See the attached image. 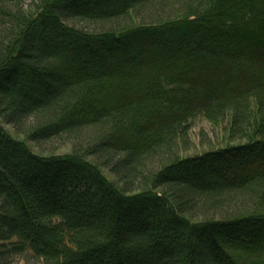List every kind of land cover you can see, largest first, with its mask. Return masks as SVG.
I'll return each mask as SVG.
<instances>
[{"label":"trees","instance_id":"obj_1","mask_svg":"<svg viewBox=\"0 0 264 264\" xmlns=\"http://www.w3.org/2000/svg\"><path fill=\"white\" fill-rule=\"evenodd\" d=\"M0 123V264H264V0H0Z\"/></svg>","mask_w":264,"mask_h":264},{"label":"rangeland","instance_id":"obj_2","mask_svg":"<svg viewBox=\"0 0 264 264\" xmlns=\"http://www.w3.org/2000/svg\"><path fill=\"white\" fill-rule=\"evenodd\" d=\"M226 127H227V123L215 125L210 123L203 117H198L192 120L191 132H190L192 147L190 151L183 152V156L195 157L206 152H211L221 148H225L230 144L236 145L237 143H230V141L228 140ZM3 128L8 133H10V135L14 139L17 138V136L15 137V134L11 127L3 126ZM35 150L38 151V149ZM106 176L111 181H115V179L112 176L108 175L107 173ZM10 264H27V262L24 260V258H19ZM28 264H36V263H28ZM245 264H256V263L255 261L246 260Z\"/></svg>","mask_w":264,"mask_h":264}]
</instances>
